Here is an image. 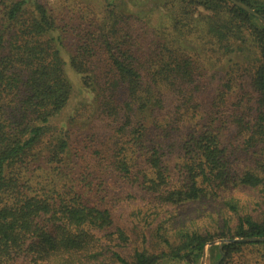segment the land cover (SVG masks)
Masks as SVG:
<instances>
[{
    "label": "trees",
    "instance_id": "16d2710c",
    "mask_svg": "<svg viewBox=\"0 0 264 264\" xmlns=\"http://www.w3.org/2000/svg\"><path fill=\"white\" fill-rule=\"evenodd\" d=\"M56 4L0 0V264H198L222 239L214 264H264L240 240L264 238V24L229 0ZM64 54L93 100L67 116ZM88 114L111 132L82 170ZM107 177L150 196L135 239L93 198Z\"/></svg>",
    "mask_w": 264,
    "mask_h": 264
},
{
    "label": "rangeland",
    "instance_id": "374dc122",
    "mask_svg": "<svg viewBox=\"0 0 264 264\" xmlns=\"http://www.w3.org/2000/svg\"><path fill=\"white\" fill-rule=\"evenodd\" d=\"M32 1V0H31ZM41 2L45 3L48 6H55V8L58 7L57 2L60 0H40ZM59 8V7H58ZM65 44L68 46L69 44V35H67ZM68 50V49H67ZM64 57L66 59V65H65V71L66 74L72 82V85L74 87V93L71 105L69 109L66 112V116L73 111L74 108L80 106L79 102L85 103V104H92L93 101L92 94H87L86 90L82 87L80 77L72 70L69 64L68 55L64 54ZM206 97L201 98V101H203ZM84 112H90L93 113V110L90 111V109H85ZM66 117L62 118L61 120L65 119ZM82 121H77L75 126V131L72 135V141L80 142L78 144V148H84L85 150V159L82 158L83 152L79 153V158L75 164L78 166L80 164H83L82 170L85 169L84 167L90 165L91 160L92 163L95 165V161H93V158L97 156V154H92V151L99 147L100 144L104 141H108V135L111 132V127L107 126V123H104L100 120H97L95 122H90L89 114L82 117ZM65 121V120H64ZM83 129H90L87 133L94 134L95 135V143L89 144V148H85L86 143H81L83 140ZM173 158H177V155H174ZM76 165V166H77ZM77 168V167H76ZM90 170V167L88 168ZM93 176L97 178L99 174L97 172H94ZM98 193V192H97ZM96 193L93 194V198L99 203H103L104 206L110 209L111 213L113 214L115 223L118 226H121L124 228L127 233L132 237V239H135L138 237V232L134 230V223L135 222V215L139 213V210H146L150 208L151 203L149 202L150 196L146 195L143 191L139 190L135 187H129L126 185H121L119 183H116V181L110 177H107L106 181L104 182L103 186L100 188V197H96ZM101 200V201H99ZM148 204H150L148 206ZM154 204V203H153ZM152 204V205H153ZM182 207L183 202H180L178 204ZM143 215V214H142ZM136 230L142 231L141 226H138ZM135 244H132L134 246ZM220 246V240L214 241L213 244L207 245L202 253V257L198 264H214L216 257L215 253L210 251L212 246ZM128 252V250H127ZM247 264H250L252 262V259L256 258L255 253L248 252L247 253ZM244 261H246L244 259Z\"/></svg>",
    "mask_w": 264,
    "mask_h": 264
},
{
    "label": "water",
    "instance_id": "95a60500",
    "mask_svg": "<svg viewBox=\"0 0 264 264\" xmlns=\"http://www.w3.org/2000/svg\"><path fill=\"white\" fill-rule=\"evenodd\" d=\"M229 1H231L234 5L244 9L248 13L256 16L264 24V16L259 14L257 11H255L253 8H251L249 5H247L245 2H242L241 0H229ZM235 240H239V239H235ZM240 240L241 241H262V240H264V238H250V239H240ZM228 241L229 240L222 239V240H220V244H222L224 242H228ZM213 243H214V241L208 243L207 245H211Z\"/></svg>",
    "mask_w": 264,
    "mask_h": 264
}]
</instances>
